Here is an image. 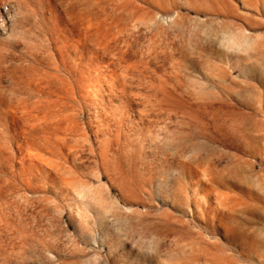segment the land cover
I'll return each instance as SVG.
<instances>
[{
  "label": "rangeland",
  "instance_id": "obj_1",
  "mask_svg": "<svg viewBox=\"0 0 264 264\" xmlns=\"http://www.w3.org/2000/svg\"><path fill=\"white\" fill-rule=\"evenodd\" d=\"M1 22L0 264H264V0Z\"/></svg>",
  "mask_w": 264,
  "mask_h": 264
},
{
  "label": "bare ground",
  "instance_id": "obj_2",
  "mask_svg": "<svg viewBox=\"0 0 264 264\" xmlns=\"http://www.w3.org/2000/svg\"><path fill=\"white\" fill-rule=\"evenodd\" d=\"M1 21H2V19H1ZM3 22V21H2ZM2 22H1V25L0 26H2Z\"/></svg>",
  "mask_w": 264,
  "mask_h": 264
}]
</instances>
